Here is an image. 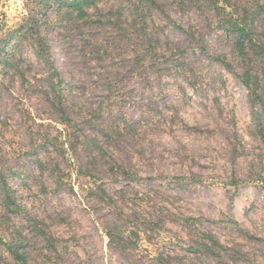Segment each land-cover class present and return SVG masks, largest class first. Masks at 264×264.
Listing matches in <instances>:
<instances>
[{"label": "rangeland", "instance_id": "rangeland-1", "mask_svg": "<svg viewBox=\"0 0 264 264\" xmlns=\"http://www.w3.org/2000/svg\"><path fill=\"white\" fill-rule=\"evenodd\" d=\"M38 2L0 0V39L26 29L0 53L1 233L29 264H264V59L228 24L264 44V0Z\"/></svg>", "mask_w": 264, "mask_h": 264}, {"label": "trees", "instance_id": "trees-1", "mask_svg": "<svg viewBox=\"0 0 264 264\" xmlns=\"http://www.w3.org/2000/svg\"><path fill=\"white\" fill-rule=\"evenodd\" d=\"M52 1L55 2L58 6H64L70 11H75L79 14H82L84 8L93 6L97 0H39V2L36 3V9L41 10L50 8ZM228 22V24L231 26V30L235 33L236 36L234 48L239 57L247 58V51L251 50L256 54V56L262 57L264 59V44L255 43L252 29L247 25V22L244 19L233 20L232 17ZM25 32L26 29L24 28H16L8 32L9 34L3 35V38L0 39V53L8 49L7 41L11 39V37L17 36L19 39L23 38V36H25ZM221 63L224 64L223 61H221ZM46 76L47 79H49L50 89L52 90L56 98H58L60 103L59 105H61V107L58 108L60 121L66 128H70L74 125V123L67 112L63 109L61 104L63 85L61 77L55 70H53L52 73H48ZM237 78L240 84L245 89L252 90V80L249 73L245 75H237ZM0 192L2 193L1 196L4 197V205L11 204L9 185L3 177L0 178ZM203 235L205 237H201L199 241V246L202 252L213 256L217 255L219 253V250H222L221 245L216 242V240H214L210 235H207L205 233H203ZM21 242L22 241H20V238L14 237L13 234H11L9 238H6L5 235H3L0 231V248L3 249L11 257L12 261V263L6 262V260L2 259L0 256V264H29L27 256L20 249Z\"/></svg>", "mask_w": 264, "mask_h": 264}]
</instances>
